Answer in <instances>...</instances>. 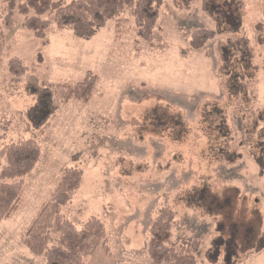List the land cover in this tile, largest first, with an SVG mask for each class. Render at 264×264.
<instances>
[{"label":"rangeland","instance_id":"374dc122","mask_svg":"<svg viewBox=\"0 0 264 264\" xmlns=\"http://www.w3.org/2000/svg\"><path fill=\"white\" fill-rule=\"evenodd\" d=\"M71 1L54 0L41 14L19 7L27 0L0 4V151L30 139L42 148L41 160L23 178L19 210L0 222V264H45L27 248L24 233L70 167L83 170V183L63 214L79 228L97 218L107 233V243L86 264H155L148 248L163 209L173 212L171 244L179 252L198 247L197 264H223V249L214 263L209 250L216 238L225 246L228 231L219 232V224L227 219L238 224L242 241L258 238L264 244V172L257 161L264 142L259 135L264 122L257 116L264 110V0H236L243 5L239 35L250 40L258 68L243 99L229 95L218 49L236 35L217 36L199 50L190 46L195 30L216 27L201 0L183 7L164 0L156 27L161 40L154 47L139 34L130 7L90 40L58 29L59 8ZM36 15L46 23L39 36L25 27ZM19 57L25 72L15 76L10 63ZM88 72L99 77L93 98L63 103L56 84L79 82ZM30 74L55 89L59 105L40 130L25 116L35 100L26 89ZM215 103L226 114L228 138L205 121ZM157 106L184 117L185 139L172 140L170 132L153 126L148 114ZM225 149L240 158L230 163L219 153ZM204 186L217 196L212 214L187 200L190 191ZM234 259L264 264V248L241 249Z\"/></svg>","mask_w":264,"mask_h":264},{"label":"trees","instance_id":"16d2710c","mask_svg":"<svg viewBox=\"0 0 264 264\" xmlns=\"http://www.w3.org/2000/svg\"><path fill=\"white\" fill-rule=\"evenodd\" d=\"M0 0V4H1ZM17 1L13 0L16 4ZM179 7L189 6L196 0H174ZM202 9L216 22L214 29L203 28L192 33L190 46L192 49H201L209 40L223 34H234L233 38L221 41L218 44L223 66L221 73L226 77V89L229 95L248 98L249 84L258 70L255 64V52L250 40L240 36L243 27L240 9L242 3L236 0H201ZM54 0H27L19 5L26 13L31 7L41 14L45 6L51 5ZM164 0H73L61 5L55 25L60 30H70L77 37L85 40L93 39L100 30L109 22L116 19L125 8L130 7L136 19L139 34L151 47L161 40L156 27L160 17V8ZM55 4H58L55 2ZM1 7V5H0ZM12 10V9H11ZM215 11L220 15L215 16ZM113 19V20H114ZM26 28L41 35L45 32L46 23L39 16H31L26 21ZM238 35V36H237ZM2 32L0 30V56ZM18 57V56H17ZM1 62V61H0ZM23 59H14L10 63V71L19 76L24 71ZM99 77L88 72L84 79L72 83L61 81L56 84L62 96L63 103L71 100L88 103L95 93ZM27 91L34 96V103L26 109L25 116L31 126L42 129L49 120L58 112L59 105L56 91L53 87L41 84L40 78L30 74L26 82ZM215 115L218 118L213 119ZM205 121L212 122L213 130L219 137L231 136L224 110L215 103L211 110L205 112ZM258 120L264 122V110L258 113ZM148 117L153 121V126L159 131L170 132L172 140H183L188 136L189 127L182 115H170L164 108L156 107ZM260 137L264 140V126L260 129ZM261 156L257 158L264 172V142ZM222 153L230 163L236 162L240 157L234 151L225 149ZM42 148L34 140H25L5 145L0 151V222L11 218L20 207L24 192L23 178L31 173L41 160ZM5 159L4 162H1ZM83 170L77 167L66 168L59 180L58 186L51 197L45 201L36 216L26 228L24 243L30 251L44 258L45 264H86L87 257H93L98 250L107 243V233L104 223L91 218L79 228L72 220L65 217L62 210L69 204L73 195L81 188L83 183ZM189 205L199 206L207 213L214 212L212 206L217 196H211L207 186L192 190L188 194ZM231 204L230 202L227 205ZM230 207V206H229ZM228 207V208H229ZM228 214V211H224ZM231 211H229L230 214ZM224 214V215H225ZM173 212L163 209L153 224L152 238L149 242V255L155 264L173 262L174 264H197L196 254L198 247L176 250V245L171 244ZM229 222V224H227ZM238 224L225 220L219 224V232H227L228 238L221 243L222 238L215 239L214 245L209 250L212 263L220 259L221 248L224 251L223 264H238L235 259L241 249L261 250L264 244H258V238L242 241L237 234ZM238 235V236H236ZM258 235V231L255 232ZM256 241V242H255ZM250 243L246 245V243ZM252 244L251 243H254ZM221 245L223 247H221ZM246 247V248H242Z\"/></svg>","mask_w":264,"mask_h":264}]
</instances>
